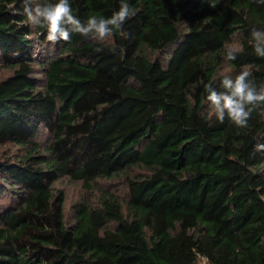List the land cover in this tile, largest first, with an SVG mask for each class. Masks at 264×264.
<instances>
[{
  "label": "trees",
  "instance_id": "16d2710c",
  "mask_svg": "<svg viewBox=\"0 0 264 264\" xmlns=\"http://www.w3.org/2000/svg\"><path fill=\"white\" fill-rule=\"evenodd\" d=\"M122 2L126 37L52 44L0 0V264H264V116L221 123L206 100L242 70L264 85V4L70 0L82 21Z\"/></svg>",
  "mask_w": 264,
  "mask_h": 264
},
{
  "label": "clouds",
  "instance_id": "9594fccd",
  "mask_svg": "<svg viewBox=\"0 0 264 264\" xmlns=\"http://www.w3.org/2000/svg\"><path fill=\"white\" fill-rule=\"evenodd\" d=\"M264 4V0H257ZM23 14L30 26L44 28L47 41L55 44L59 41H69L72 33L82 37L105 42L116 32L127 36L124 24L135 15L128 3L122 2L119 9L109 17L89 16L85 21L73 14L70 0H22ZM215 7V4H211ZM251 46L257 57L264 58V30H253L251 33ZM97 48L96 51H101ZM112 51L116 49L113 47ZM239 49L228 47L225 59L234 61ZM121 55L123 50L121 49ZM251 72L242 70L235 77L225 75L221 80L222 91H217L210 85L206 86V100L216 119L223 123L225 118L234 125L246 128L252 113L260 111L264 116V85H257L250 79ZM257 150H264V145H257Z\"/></svg>",
  "mask_w": 264,
  "mask_h": 264
},
{
  "label": "rangeland",
  "instance_id": "374dc122",
  "mask_svg": "<svg viewBox=\"0 0 264 264\" xmlns=\"http://www.w3.org/2000/svg\"><path fill=\"white\" fill-rule=\"evenodd\" d=\"M41 45L38 44L36 49H39ZM9 73L8 70L4 69V72H1L0 70V77L4 74ZM38 138L41 141H47L48 134L45 131H41L38 134ZM6 147H3L4 149ZM56 187L63 190V193L65 195V218L68 221H71L73 218V210L72 205L78 202L79 199H81V194L83 193V186L79 181L73 180L67 176L62 177L58 183L56 184Z\"/></svg>",
  "mask_w": 264,
  "mask_h": 264
}]
</instances>
